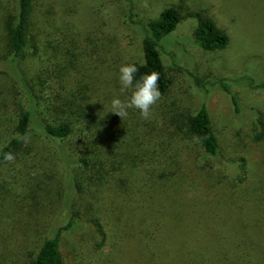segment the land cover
Masks as SVG:
<instances>
[{
    "label": "rangeland",
    "instance_id": "374dc122",
    "mask_svg": "<svg viewBox=\"0 0 264 264\" xmlns=\"http://www.w3.org/2000/svg\"><path fill=\"white\" fill-rule=\"evenodd\" d=\"M0 2L12 10L16 0ZM35 2V49L9 66L4 63L12 59L0 48V147L14 137L20 112L32 108L30 90L37 113L29 146L0 165V264L6 255L12 264H29L36 246L51 231L66 225L77 211L73 205H78L79 196L69 188L75 166L72 168L59 159L40 125L58 117L74 120L80 126L100 127L98 119L102 118L113 129L131 128L129 111L122 118L110 112V103L114 96L126 98L120 92V66L143 61L142 33L133 23L155 20L171 6L215 15L216 21L228 30L231 41L225 50L206 52L194 44L197 18L180 22L161 53L174 80L170 93L159 104L161 113L167 115L166 119L176 110L187 116L206 106L228 157L225 165L218 162L220 167L210 170L209 175L222 186L237 182L238 170L229 161L248 157L253 137L264 132V89L259 88L264 82V0ZM133 14L132 23L129 15ZM48 71L59 80L48 75L45 82ZM195 76L200 82H195ZM62 80L70 81V86L67 88ZM221 80L231 86L239 110L231 96L217 85ZM208 81L216 85L211 87ZM49 83H58L61 92L56 98L60 108L47 114ZM148 120L156 127L153 115ZM245 146L248 148L244 149ZM252 152L264 161V146ZM86 221L84 217L75 230L62 236L67 264H140L136 242L102 245L100 234Z\"/></svg>",
    "mask_w": 264,
    "mask_h": 264
},
{
    "label": "trees",
    "instance_id": "16d2710c",
    "mask_svg": "<svg viewBox=\"0 0 264 264\" xmlns=\"http://www.w3.org/2000/svg\"><path fill=\"white\" fill-rule=\"evenodd\" d=\"M35 8V0H16L12 10L0 2V48L12 59L4 64H16L35 49ZM207 13L171 6L155 20L134 23V14L129 15L142 33L143 61L135 63L139 67L137 77L159 74L162 95L152 109L156 127L136 109L128 110L133 126L124 131L113 129L102 118L98 124L106 123L103 128L80 126L74 120L58 117L40 125L59 159L75 166L69 188L78 194L79 207L74 204L77 211L69 222L51 231L36 246L29 264H67L62 236L75 230L84 217L100 234L102 245L136 242L140 264H264V161L252 152L264 146V132L253 137L248 157L228 160L239 176L232 186H222L209 171L220 167L218 162L225 165L228 157L207 107L187 116L176 110L167 119L159 107L174 84L161 53L180 22L197 18L194 44L206 52H219L229 46L228 30L215 15ZM48 75L58 79L48 71L45 82ZM194 80L198 82L199 77ZM69 83L65 82L67 88ZM217 85L231 96L239 110L231 86L223 80ZM259 88L264 89V82ZM46 90L50 92L45 100V112L49 114L60 108L56 94L61 90L58 83H49ZM29 94L34 104L20 112L14 137L0 147V165L9 161L7 156H19L29 146L37 115L32 90ZM124 95L130 96L131 92ZM4 259L1 264H12L9 255Z\"/></svg>",
    "mask_w": 264,
    "mask_h": 264
},
{
    "label": "clouds",
    "instance_id": "9594fccd",
    "mask_svg": "<svg viewBox=\"0 0 264 264\" xmlns=\"http://www.w3.org/2000/svg\"><path fill=\"white\" fill-rule=\"evenodd\" d=\"M138 72L139 67L135 63H124L120 66L118 76L120 92L124 94L130 91L131 95L123 100L119 96H114L110 103L111 113L124 118L129 109H136L145 120L152 117L153 106L162 95L158 83L159 74L145 73L138 78ZM6 158L11 160L12 156Z\"/></svg>",
    "mask_w": 264,
    "mask_h": 264
}]
</instances>
